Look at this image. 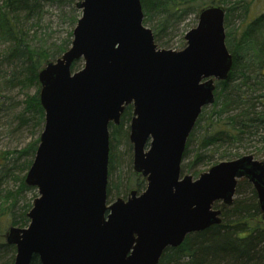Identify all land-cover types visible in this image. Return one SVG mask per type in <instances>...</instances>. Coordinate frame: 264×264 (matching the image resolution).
<instances>
[{"label":"water","instance_id":"water-1","mask_svg":"<svg viewBox=\"0 0 264 264\" xmlns=\"http://www.w3.org/2000/svg\"><path fill=\"white\" fill-rule=\"evenodd\" d=\"M75 8L70 46L37 74L44 124L24 183L38 196L28 225L2 235L15 246L13 264L34 256L40 264H158L168 247L221 223L242 179L264 223V160L246 154L195 178L181 174L190 133L232 68L225 8L204 6L180 50L157 46L140 0H79ZM128 105L132 168L146 185L107 203L108 128Z\"/></svg>","mask_w":264,"mask_h":264},{"label":"trees","instance_id":"trees-1","mask_svg":"<svg viewBox=\"0 0 264 264\" xmlns=\"http://www.w3.org/2000/svg\"><path fill=\"white\" fill-rule=\"evenodd\" d=\"M45 1L61 2L0 0V44L5 46L0 54V81L4 79L1 64L16 62L20 64V73L14 79L15 82L24 87H36L35 94L26 99L15 128L18 130L30 124L31 128L36 129L34 140L18 151L0 152V185L15 172L24 173L16 192H3L0 188V223L8 219L10 226L27 225V213L32 206L30 203L25 204L21 213L16 210L19 193L32 188L25 185L24 178L34 158L44 124V113L38 98L37 74L47 61H54L65 52L72 40L70 32L69 37L59 43L39 39L37 46L29 44L28 23L32 26V21L36 20L35 12L41 10V4ZM67 2L72 5L74 0ZM140 3L144 25H151L155 42L166 45L160 36L167 29L175 30L188 14H195L196 17L206 5H224L227 1L140 0ZM229 3V7H225L224 23L228 24L229 12L230 15L237 12L236 16L240 20L235 30L226 32L225 42L232 55V68L226 80L216 82L214 103L209 109H202L187 140L181 174L193 177L207 170H201L202 166L211 167L220 161L240 157L242 153L235 149L253 141L263 144L262 147H256L255 151L256 156L264 157V12L250 19L251 11L246 0H230ZM76 22L77 18H72V24ZM32 33L34 36V31ZM81 65V61H75L71 69L75 71ZM131 116L132 106L128 105L124 108L119 124L109 125L108 203L120 196L125 198L128 194V187L121 181L115 184L117 192L113 194L109 176L114 162L119 163L120 160L115 152L117 142L122 138L128 139ZM195 132L198 133L194 140L196 149L190 161L183 162L193 152L189 146ZM134 176L135 189H144L145 179L138 174ZM123 184L124 189L121 191ZM215 207L218 208L219 204H215ZM260 216L256 193L252 185L242 179L237 183L233 203L221 209V223L190 233L176 248L168 247L158 264H264V223ZM5 231L0 233V237ZM0 252H3L0 264H13V245L0 243ZM4 255L8 257L5 261ZM31 264H40L37 256L33 257Z\"/></svg>","mask_w":264,"mask_h":264},{"label":"rangeland","instance_id":"rangeland-1","mask_svg":"<svg viewBox=\"0 0 264 264\" xmlns=\"http://www.w3.org/2000/svg\"><path fill=\"white\" fill-rule=\"evenodd\" d=\"M77 0H74V3ZM227 4L222 5L224 8L229 7L230 0H226ZM248 2L249 9L251 11L252 17L259 15L264 12V0H246ZM67 2V0H61V2L56 1H45L41 4V10L37 13L35 12V18L31 23H28V27H30V41L29 44L33 46H37L39 39H48L49 42L59 43L69 37V33L72 32L74 28V24H72V18L80 17V10L76 9L74 6ZM227 14V11H226ZM236 13L229 12L228 24L224 23L225 33L231 29L235 30L239 25L240 20L237 18ZM39 19V20H38ZM197 23L195 14H188L186 18L177 24V28L172 31V28L167 29L163 34H161L160 38L162 42H165L166 45L161 42H155L158 47L165 49H174L180 50L185 47L186 43L184 40L185 33L191 28L195 27ZM151 29V25H145ZM34 31V36L33 32ZM168 43V44H167ZM4 45L0 44V54L4 50ZM1 70L3 71L4 79L0 81V152L4 151H18L24 148L27 144L32 142L35 138L36 129L31 128L30 124H26L24 127L20 129H15L18 121V115L22 112L25 107V101L29 96H33L36 91V87L34 86H22L21 84L15 82V78L20 73V64L12 63V64H1ZM209 106H207V109ZM27 116V114H26ZM17 120V121H16ZM27 121V119H26ZM130 124V122H129ZM43 129V128H42ZM109 129V128H108ZM112 130V129H111ZM42 131V130H41ZM198 132V131H197ZM195 132L194 137L191 138V145L189 149L193 152L189 153L187 159L183 162L190 161L195 149H196V135ZM41 133V132H40ZM116 144L115 141H113ZM263 144L259 142H251L250 144H246L241 146L235 150L242 155L252 154L256 159L264 160L263 156H256V147H262ZM116 155L120 157L119 163L114 162L113 168L111 170V174L109 176V183L111 186L112 193L115 194L117 191L115 189V184L120 181L125 183L128 187L126 190L128 192L130 190L135 189V173L132 168V159H133V151L132 146L129 143V140L126 138H122L117 142L116 147ZM23 162V159H21ZM208 169L207 166H202L201 170ZM206 171V170H205ZM24 175L23 172H15L10 179H5L2 181L0 188L3 192H16L20 185V178ZM184 175V174H182ZM190 175V174H189ZM195 178V177H194ZM124 184L120 187V190L123 191ZM127 192V191H126ZM127 192V193H128ZM38 196L37 189L32 187L30 190L23 189L18 195V201L16 204L17 212H22V207L25 204L33 203L34 198ZM121 197V196H120ZM126 197V196H125ZM114 200V199H113ZM219 204V203H216ZM214 208L215 204H214ZM28 224V223H26ZM10 226V221L8 219L3 220L0 223V233L7 230ZM27 226V225H25ZM23 226V227H25ZM20 227V225H18ZM2 237V236H1ZM0 237V243L4 242V238ZM3 252H0V257L3 256ZM5 261L8 257L4 255Z\"/></svg>","mask_w":264,"mask_h":264},{"label":"flooded vegetation","instance_id":"flooded-vegetation-1","mask_svg":"<svg viewBox=\"0 0 264 264\" xmlns=\"http://www.w3.org/2000/svg\"><path fill=\"white\" fill-rule=\"evenodd\" d=\"M144 188H145V186H144ZM143 189H141L140 191H142ZM140 191H138V192H140Z\"/></svg>","mask_w":264,"mask_h":264}]
</instances>
